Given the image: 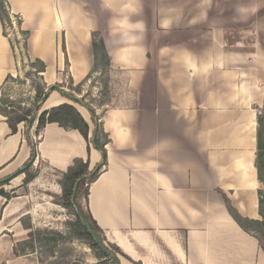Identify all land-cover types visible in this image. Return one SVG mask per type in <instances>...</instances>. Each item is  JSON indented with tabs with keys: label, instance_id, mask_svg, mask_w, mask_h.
<instances>
[{
	"label": "crops",
	"instance_id": "crops-1",
	"mask_svg": "<svg viewBox=\"0 0 264 264\" xmlns=\"http://www.w3.org/2000/svg\"><path fill=\"white\" fill-rule=\"evenodd\" d=\"M4 1L28 33L27 58L45 63L49 87L86 81L95 70L93 35L104 40L122 105H107L98 122L109 139L107 164L85 209L124 254L121 264H264L255 232L242 229L225 202L263 221L264 0ZM19 70L0 18V104ZM61 92L52 91L42 111L72 104ZM74 106L94 140L90 111ZM37 120L13 135L0 113V184L21 181L4 190L24 189L32 153L31 162L55 172L76 159L91 172L103 165L100 147L78 130L49 123L38 136ZM30 190L0 195V225L31 223L29 210L39 205H31Z\"/></svg>",
	"mask_w": 264,
	"mask_h": 264
},
{
	"label": "rangeland",
	"instance_id": "rangeland-1",
	"mask_svg": "<svg viewBox=\"0 0 264 264\" xmlns=\"http://www.w3.org/2000/svg\"><path fill=\"white\" fill-rule=\"evenodd\" d=\"M10 18L12 23L8 24L6 29L7 34L14 42L17 60L20 64V75L16 79L10 80L9 86L4 92L5 100L13 102L21 110L32 108L35 112L40 107L42 111V107L46 103L44 102L45 96L43 99H37L36 89L43 87L48 93L51 91L52 86L46 85L42 79V73L40 74L41 77L37 75L32 66L33 62L27 58L26 35L21 32L19 19L13 18L11 14ZM35 67L38 68L37 66ZM119 80L115 76L111 77L110 69L109 71H104L103 66H101L100 69L94 70L91 80L82 85L80 92L64 88L61 84L53 86H57L61 91H65L70 95L77 96L80 101L83 100L85 104L95 108L99 122L107 105L112 107L122 105L117 98L118 87L116 85ZM110 83H112V87ZM68 101L72 103V106L75 104L69 99ZM262 116H264V113ZM28 125L24 124V127L27 128ZM30 165H32L29 170L31 175L35 176L34 179L37 177L38 180L33 183L34 185L31 184L34 180L29 183V185L31 184L30 187L23 185L24 189L18 190V194L12 193V196L29 193L31 189V205H39L36 210H29L33 215H31V224H33L34 230L42 231L43 244L40 245L36 242L35 248L23 251L20 242L28 239V231L24 230V224L22 222V225L19 220L20 217L10 222V225H8V222L3 223L0 225V264H102L103 262L114 264L112 256L99 259L95 249L91 248L85 241L76 239L71 225L76 220L74 216L76 207L66 209L59 203L56 205V197L62 193V188L59 184L62 175L47 168L46 164L37 160V158ZM20 182L8 180V184L4 188L14 192L17 190L14 186H17ZM87 188L85 186L83 194H85ZM27 189L28 191H26ZM261 190L264 196V183L261 184ZM86 200L84 195L81 200L84 208ZM2 213L3 206H0V214L2 215ZM18 214L20 215L21 213ZM1 218L2 216H0ZM22 220L24 221L23 218ZM255 233L262 239L264 245V235ZM104 243L111 254L118 257L122 256L115 253V250L110 247L107 241Z\"/></svg>",
	"mask_w": 264,
	"mask_h": 264
},
{
	"label": "trees",
	"instance_id": "trees-1",
	"mask_svg": "<svg viewBox=\"0 0 264 264\" xmlns=\"http://www.w3.org/2000/svg\"><path fill=\"white\" fill-rule=\"evenodd\" d=\"M0 18L5 28V33H6L7 25L12 22L10 18V12L8 9V5L6 4L4 0H0ZM23 33L26 35V38H27L28 33L27 32H23ZM93 50H94V57H95V71L100 69L101 66H103L104 71H109L110 69L109 55L107 53L104 40L98 33H95L93 35ZM32 66L39 77H41L40 74L45 72L46 70L45 63L40 60H36L35 62H33ZM35 66H37L38 68H36ZM91 76L92 75H90L88 79H90ZM88 79L84 81L83 83H80L77 86H74L71 83L69 85V89L75 92H80L82 85L85 84L88 81ZM46 93L47 92L44 90L43 87H38L36 89L37 99H43ZM61 93L64 97H67L66 96L68 94L67 92L62 91ZM79 104L87 108L92 115V119L94 123L93 135L95 136L96 134L98 136L99 147L104 155L103 165L96 172H91L89 171L88 162H85L82 159H76L74 161V165L71 166L66 172H59V174L62 175V178L59 181V184L62 188V193L61 195H58V196L56 195L57 203L56 202L55 203L56 204L59 203V205H62L66 209L74 208L75 207V204L73 203L74 190H75L77 183L81 179H83L79 184L75 203L78 207L81 208L85 217L87 218L89 223L92 225L95 232L98 234L99 239L101 240V242L104 243L107 241V239L104 237L102 229L99 227L97 222L93 219L91 213L83 207L81 200L83 199L84 195L86 199L88 200L90 184L93 183L98 178V175L101 172L102 167L107 164V156H106L107 152L105 149V145L109 142V139L104 134L102 127L99 126L98 124L96 109L85 104L83 100H81ZM38 109L40 110L41 108L39 107ZM0 113L6 117V122L8 123L11 129V134L14 135L18 133V127L21 124L27 125L30 123V120H31V117L33 116L34 111L32 108H29L27 110L25 109L21 110L18 107H16L13 102L9 100H5V97L3 96L1 100V104H0ZM37 121L38 122H37V127H36V134L38 136L41 135V133L43 132L47 124L56 123L60 127L64 128L65 130H71V129L78 130L88 143L90 142L93 143V137H90L91 127L89 123L84 119V117L77 110V108H75L74 105L72 106V104L65 103L60 106L53 107L49 110H44L39 115ZM261 137L263 139L262 135ZM259 151L260 152L258 154L257 168L259 171V179L262 183H264V150H262L261 145H260V134H259ZM34 156H35L34 153H32L31 159L26 164V169L21 173V174L23 173L26 174V178L24 180L25 185L29 184L35 178V176L31 175L29 171L32 167L30 163L33 160ZM6 184H7L6 182L3 184H0V195L5 199L10 200L13 197L12 194L4 190V188H2L3 185H6ZM85 186H87L88 188L85 190V194H83ZM263 197L264 196L261 192L260 213H261V216L263 217V221L244 219L232 207L229 199L225 197V202H226V206L228 208L229 213L234 218V220L239 224V226H241V228L244 229L247 233H251V231H254V232L264 235V198ZM74 211H75L74 216L76 217V220L73 221L71 225H72V230H73V233L76 239L85 241L91 246V248L95 249L97 251V258L99 259L108 258L109 256H111L102 250V248L96 242L92 234L89 232L86 225L83 223L81 218L78 216L77 211L76 210ZM23 224H24L25 229H29V232H28V239L20 242L22 245V250L25 251V250H28L29 248L30 249L35 248L36 242L42 245L43 244L42 243L43 238L41 237V235L43 234L42 231L34 230L33 225L31 223H26V221L25 223L23 221ZM255 237L257 238V240L259 241V243L261 244L264 250L262 239L257 234ZM109 245L115 250V253L124 255L119 250V248L111 244ZM113 262L114 264H116L115 261ZM102 264H108V263L103 262Z\"/></svg>",
	"mask_w": 264,
	"mask_h": 264
},
{
	"label": "water",
	"instance_id": "water-1",
	"mask_svg": "<svg viewBox=\"0 0 264 264\" xmlns=\"http://www.w3.org/2000/svg\"><path fill=\"white\" fill-rule=\"evenodd\" d=\"M53 90H58V87H57V86H52L51 91L48 92V93L45 95V97H44V102L47 101V100L49 99V96H50V94H51V92H52ZM66 96H67V98L70 99L71 101H73V102L79 104L80 99H79L77 96H73V95H70V94H67ZM38 114H39V109H36V111L34 112L33 116L31 117V121H30V123H29V125H28V131H30L31 128L33 127V125L35 124V122H36V120H37V116H38ZM93 141H94L95 146H96L97 148H99V145H98V137H97V136L94 137V140H93ZM82 180H83V179H81V180L77 183V185H76V187H75V190H74V196H73V203L75 204L77 214H78V216L81 218V220L83 221V223L86 225V227L88 228L89 232L92 234V236L94 237V239L96 240V242H97V243L99 244V246L102 248V250L105 251L107 254L111 255L112 258H113V260L116 262V264H121L119 257H118L117 255L115 256V255L111 254V252L107 249L106 244L103 243V242H101V240L99 239L98 234L95 232V230L93 229L92 225L89 223V221H88L87 218L85 217L83 211H82L81 208L78 207V206L76 205V203H75V202H76V195H77V192H78V187H79V184H80V182H81Z\"/></svg>",
	"mask_w": 264,
	"mask_h": 264
}]
</instances>
